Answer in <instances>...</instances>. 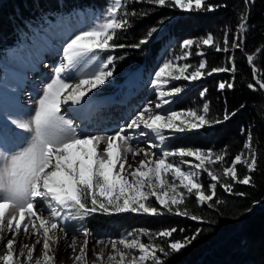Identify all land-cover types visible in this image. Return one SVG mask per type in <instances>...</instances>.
I'll use <instances>...</instances> for the list:
<instances>
[{
  "label": "snow or ice",
  "instance_id": "6c2138e0",
  "mask_svg": "<svg viewBox=\"0 0 264 264\" xmlns=\"http://www.w3.org/2000/svg\"><path fill=\"white\" fill-rule=\"evenodd\" d=\"M146 2L191 12L227 7L209 4L208 0ZM128 3L129 0H106L105 6L93 10L82 24L69 23L77 15L74 11L54 23L42 18L29 42L10 52L23 65L59 38L60 59L46 65L52 74L41 81L30 109L19 103L18 87L7 83L9 74L18 77L19 73L0 64L5 73L0 77V264H56L62 245L75 253L69 255L74 264H105V257L107 264H167L171 255L190 246L202 230L181 240H175L173 234L185 230L176 228H140L106 237L84 221L97 212L159 216L166 211L187 216L188 212H180V207L189 197H194L200 206L212 207L218 202V187L232 194L235 183L253 184L258 159L251 145L253 134L248 129H241L245 143L230 162L223 150L168 145L178 139V134L222 124L237 115L239 110L225 108L222 119L209 118L210 104L204 100L207 89L200 93L203 114L199 108L176 110L172 105L182 87L173 81H198L231 72L233 79L219 82L218 89L234 88V56L226 57L225 66L209 69L199 49L211 46L217 52H243L255 0H243L245 11L237 13L238 26L234 32L225 30L222 43L214 42L209 33L198 41L184 39L180 44L183 51L175 56L178 63L174 64L171 57H162L150 81L156 98L140 105L125 123L112 132L87 131L83 117L90 111L96 91L114 75L117 58L103 53L126 47L115 44L114 39L118 30L126 31L130 26ZM134 14L133 9L131 15ZM164 23L162 20L160 27L153 26L147 39L141 38L134 47L148 43ZM193 51L201 57L197 65L187 62ZM259 53H264V48L258 49ZM246 60L255 80L247 87L264 90V79H256L258 69L253 55H246ZM246 153H251L250 158H243ZM215 165L222 167V176L211 170ZM238 165L246 169L243 177ZM203 174L209 178L207 184L201 179ZM191 219L202 221L195 214ZM105 249H110V254ZM89 253L96 260H89Z\"/></svg>",
  "mask_w": 264,
  "mask_h": 264
},
{
  "label": "trees",
  "instance_id": "16d2710c",
  "mask_svg": "<svg viewBox=\"0 0 264 264\" xmlns=\"http://www.w3.org/2000/svg\"><path fill=\"white\" fill-rule=\"evenodd\" d=\"M72 1L82 5L95 2L106 4V0ZM72 1L65 3L73 4ZM45 2L46 0H0V56L17 43L21 34L19 31L26 28L23 26L24 21L17 26L14 25L13 16L18 13L28 15V11H31L34 5ZM208 3L226 4L227 7L215 11L191 12L170 6L151 5L146 0L143 3H131L129 0L127 10L130 13L128 16L130 26L126 31L118 30L114 40L115 44L126 46L116 52L118 73L139 66L143 60L146 61V65L152 64L154 59H151L158 49V41L150 39L139 49L133 47L141 38L147 39V33L153 26L157 27L160 21L176 14L180 15L173 23V29L180 32L181 39L198 41L210 33L214 36V42L222 43L225 30L234 32L238 26L237 13L245 11L243 0H208ZM57 7L55 6L54 10ZM133 9L135 14L131 15ZM248 24L249 31L243 52L239 49L231 53L217 52L211 46H202L199 49L203 51L209 69L225 66L228 56H234L237 69L232 89L226 88L222 91L218 89L219 82L233 79L231 72L217 73L205 78L206 97L210 100L208 117L222 119L225 108L229 111H239L234 118L225 123L210 124L204 131L196 132L205 136L204 142L196 146L215 149L217 152L223 150L228 153L230 162L234 155L241 152L245 143L246 137L241 133V129L250 130L253 134L252 147L256 150L258 159V169L252 174L253 184L235 183L232 194L218 187V202L212 207H208L207 204L200 206L194 197H189L180 207V212H188L187 216L165 211L157 220L149 219L150 223L143 221L144 216L139 217L140 220L133 224L140 228L153 231L167 228L184 229L183 232L177 231L173 234L175 240L192 236L198 229L202 230L190 246L178 254L171 255L167 264H264V90L254 91L247 87L249 83H255V80L252 66L246 60V55H253L254 66L258 69L256 79H264V53L257 54L258 49L264 48V0H255ZM193 53L195 59L200 58L195 51ZM4 74L0 69V77ZM194 98L200 102L198 96ZM241 105H244L242 109ZM211 170L222 176L220 165L213 166ZM237 170L241 177L246 174L243 165H238ZM222 179L231 182L227 181V178ZM208 182L209 178L204 174V183ZM241 193L244 195H240ZM192 214L201 217L202 221L192 220ZM250 243L257 244L250 249L252 247Z\"/></svg>",
  "mask_w": 264,
  "mask_h": 264
},
{
  "label": "rangeland",
  "instance_id": "374dc122",
  "mask_svg": "<svg viewBox=\"0 0 264 264\" xmlns=\"http://www.w3.org/2000/svg\"><path fill=\"white\" fill-rule=\"evenodd\" d=\"M68 1H72V0H46L45 3H38V4L34 5V7L31 9V11H28L29 16L17 12L18 14L13 16V19H14L13 24L17 26L19 23L24 21L23 26L24 27L27 26V27L24 29H21L19 32L24 34L27 37L29 36V40H30L33 32L36 30L37 26H39V24L42 22V18H40L42 16V14H43V18L50 19V15H49L50 13H48V11L50 12V11L54 10L55 6H58V7H60L61 5L65 6V2H68ZM73 2H76V1H72V3ZM90 16H91L90 14H86V13L85 14L84 13H81V14L77 13V15H74L71 18L69 23L70 24H82L83 22H86ZM37 19L41 20L39 24H35ZM174 20H175L174 17L167 19L165 21V23L163 24L162 30L155 34V35L159 36V38L162 39V42L164 44V49H162V50H164L165 53H166V50H169L171 52L169 56L167 54H162L157 63H159L161 61L162 57H164V58L171 57V58H173V63L176 64L178 62L175 60V56L180 55L181 52L183 51L180 48L181 43H179L174 36L173 25H172V22ZM58 48H59V38H57L56 40H53L50 43V45L44 46L43 48H41L37 52L38 57H42L39 61V63H40L39 67L40 68L37 70L28 66L27 61L23 65H21L18 62V60L15 58V55H10V53H9V58L3 62V64L6 63V65H8V68L12 69L16 73H19L18 77H13L11 74H9L7 83L13 84V85L18 87L19 91H18L17 95L19 98V103L26 106V110L30 109L32 106V101L36 100V94H37L38 89L40 88L41 81L46 76H50L52 74L51 67L46 66V65H53V64L58 63V61L60 59V55H61L58 51H55V49H58ZM172 49H174V50H172ZM113 50L114 49H110L107 52L103 53V55L104 56L112 55ZM10 52H12V51H10ZM53 54H56V55L59 54V57H57L56 55H53ZM52 55H53V57H52ZM198 62L199 61H195L192 64H198ZM179 63H183V62H179ZM140 78H141V75L139 74V72H134V74H129L128 77L125 79V81L120 84V83H118V81L115 80L114 75H113V77L110 79L109 82L106 83V85L101 86V88L98 91H96L95 101L106 100L108 102V100H113L114 104L110 105V107H108V110H110V111L113 109L114 106H116L118 104L119 99L121 101L123 100L124 104H131L133 106H139V104L142 102L145 103L146 101H148V94H152V95L155 94L154 90L150 91L148 93L149 89L151 87H153L150 84V81L153 78V71L149 74V76L147 78H145L141 82V86L139 88V91L135 92L136 86H137V80H140ZM197 82L198 81L180 80V81H173V84L176 86H181L182 92H183V90L185 88L194 87ZM180 95L181 94H178L176 99ZM107 102H106V104H108ZM144 103H142V104H144ZM184 103H189L188 99L186 101H184ZM172 107L175 108L176 110H179L176 108L177 102H175L172 105ZM97 108L95 109L94 113L96 112ZM131 110L133 112H135L137 109H134L133 107H131ZM111 112L115 113L114 110ZM116 117H119V114H116ZM96 122H97V124L94 126L93 131H91L93 133L112 132L115 128H117L118 125H120L119 122L115 121V119H113V118H101V119H97ZM181 135L182 134H178V139L170 141L168 146L169 147H175V146L193 147L192 145L187 143L190 141H186V139ZM193 148H195V147H193ZM250 156H251V153H246L243 158H250ZM188 159L194 160V158H188ZM151 200H152V203H155L154 197L151 198ZM156 206H159V205H156ZM103 214L104 213H102V212L94 213L86 221H84V223L86 225H88L91 220H93V221L96 220V218H95L96 216L103 215ZM110 215L115 216L116 220L119 221L124 228L119 234L125 233L127 231H132L134 229H138V228L132 227V222L134 220V216H139V215L133 214V213H120V214H110ZM147 223H150L149 220H147ZM128 226L130 227V229H126V227H128ZM90 228H92V227H90ZM92 229L96 230L97 233H99L103 236H106V237H117L119 235V234H114V233H112L106 229H103V228H100V229L92 228ZM246 231H248L247 228H246ZM245 234H247V233H245ZM29 242H31V241H29ZM256 244L252 245L250 243V247L252 246L250 249L254 248V246ZM101 247H103V246L101 245L100 247L96 248V251H100ZM105 252L107 254H110V249H105ZM64 255H66V253H63L61 250H59V260L56 262V264H74L73 259L66 260V256H64ZM72 256H73V253H72ZM68 258H69V256H68ZM88 258H89V260H96V257L91 255V253H89ZM62 262H64V263H62ZM105 264H107L106 257H105Z\"/></svg>",
  "mask_w": 264,
  "mask_h": 264
},
{
  "label": "bare ground",
  "instance_id": "6f19581e",
  "mask_svg": "<svg viewBox=\"0 0 264 264\" xmlns=\"http://www.w3.org/2000/svg\"><path fill=\"white\" fill-rule=\"evenodd\" d=\"M155 98H156L155 94H154V95H152V94H148V101H149V100H154ZM125 112H126V111H125ZM121 121L126 122L125 118H122ZM141 146H143V145H141ZM59 250H61L63 253H66V255H64V256H66V260H69L68 256H69L70 254L72 255L71 250L69 249V250L66 251V250L64 249L63 245L61 246V248H60ZM74 254H75V253H73V256H74ZM62 263H64V262H62Z\"/></svg>",
  "mask_w": 264,
  "mask_h": 264
}]
</instances>
